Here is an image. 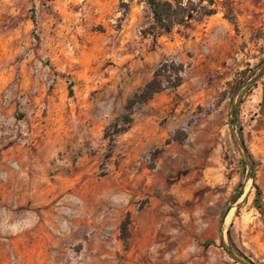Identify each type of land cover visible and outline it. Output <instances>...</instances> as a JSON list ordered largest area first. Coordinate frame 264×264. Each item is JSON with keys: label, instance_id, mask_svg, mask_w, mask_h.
Listing matches in <instances>:
<instances>
[{"label": "rangeland", "instance_id": "1", "mask_svg": "<svg viewBox=\"0 0 264 264\" xmlns=\"http://www.w3.org/2000/svg\"><path fill=\"white\" fill-rule=\"evenodd\" d=\"M161 1L0 0V264H264V0Z\"/></svg>", "mask_w": 264, "mask_h": 264}, {"label": "trees", "instance_id": "2", "mask_svg": "<svg viewBox=\"0 0 264 264\" xmlns=\"http://www.w3.org/2000/svg\"><path fill=\"white\" fill-rule=\"evenodd\" d=\"M150 7L154 14L155 20L160 24L162 28L170 29L173 25L180 23L179 12L173 9L172 3L161 0H149ZM181 14V13H180ZM160 87L147 86L143 94L136 97L138 101H146L155 92L160 91Z\"/></svg>", "mask_w": 264, "mask_h": 264}]
</instances>
